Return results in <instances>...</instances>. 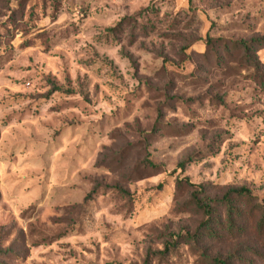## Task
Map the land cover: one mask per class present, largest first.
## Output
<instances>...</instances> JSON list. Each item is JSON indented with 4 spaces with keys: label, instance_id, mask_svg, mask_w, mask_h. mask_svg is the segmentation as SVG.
<instances>
[{
    "label": "rangeland",
    "instance_id": "obj_1",
    "mask_svg": "<svg viewBox=\"0 0 264 264\" xmlns=\"http://www.w3.org/2000/svg\"><path fill=\"white\" fill-rule=\"evenodd\" d=\"M263 42L264 0H0V264L237 251L156 256L202 218L176 178L264 204Z\"/></svg>",
    "mask_w": 264,
    "mask_h": 264
},
{
    "label": "trees",
    "instance_id": "obj_2",
    "mask_svg": "<svg viewBox=\"0 0 264 264\" xmlns=\"http://www.w3.org/2000/svg\"><path fill=\"white\" fill-rule=\"evenodd\" d=\"M192 4V0H189ZM115 28H112L114 30ZM210 35H208V38ZM257 41V40H256ZM239 42H236L237 45ZM264 44V42H263ZM246 52L252 49V41L240 42ZM252 72L261 85L264 86V70L257 64H253ZM152 170L162 169L161 165L147 160ZM185 164H182L183 168ZM167 173V170L163 172ZM173 175V172L170 173ZM177 188H187L190 192V204L202 216L198 227L193 231H184L181 234H173L165 244L162 251L156 252L160 259L172 254L180 242L194 244L200 247L202 239L209 238L220 244H231L239 248L231 255L207 256V252L202 250V257H205L209 264H245L238 257L240 253L246 251L254 252L262 258L260 264H264V204L253 194L249 187H229L217 194H212L206 186L193 183L188 178H176ZM136 196H132V201L137 202ZM150 253L145 260V264H154L155 259ZM155 256V257H156ZM245 257V256H242Z\"/></svg>",
    "mask_w": 264,
    "mask_h": 264
}]
</instances>
